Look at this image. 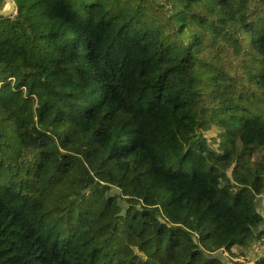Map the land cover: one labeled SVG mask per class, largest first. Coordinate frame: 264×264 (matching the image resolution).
Returning a JSON list of instances; mask_svg holds the SVG:
<instances>
[{
    "label": "trees",
    "instance_id": "trees-1",
    "mask_svg": "<svg viewBox=\"0 0 264 264\" xmlns=\"http://www.w3.org/2000/svg\"><path fill=\"white\" fill-rule=\"evenodd\" d=\"M12 1L0 264H264V0Z\"/></svg>",
    "mask_w": 264,
    "mask_h": 264
},
{
    "label": "built area",
    "instance_id": "built-area-1",
    "mask_svg": "<svg viewBox=\"0 0 264 264\" xmlns=\"http://www.w3.org/2000/svg\"><path fill=\"white\" fill-rule=\"evenodd\" d=\"M252 249L258 255V257H264V236H262L254 244H252ZM248 264L254 263L250 261Z\"/></svg>",
    "mask_w": 264,
    "mask_h": 264
},
{
    "label": "water",
    "instance_id": "water-1",
    "mask_svg": "<svg viewBox=\"0 0 264 264\" xmlns=\"http://www.w3.org/2000/svg\"><path fill=\"white\" fill-rule=\"evenodd\" d=\"M5 7L0 9V16H7L16 11L15 4L12 0H4Z\"/></svg>",
    "mask_w": 264,
    "mask_h": 264
},
{
    "label": "rangeland",
    "instance_id": "rangeland-1",
    "mask_svg": "<svg viewBox=\"0 0 264 264\" xmlns=\"http://www.w3.org/2000/svg\"><path fill=\"white\" fill-rule=\"evenodd\" d=\"M213 180H214V178H213ZM255 204H256L257 207L261 208L262 207V205H261L262 204V200L260 198H256L255 199ZM251 248H252V246H251ZM224 255H226V253H224ZM222 259L225 260L226 256H223Z\"/></svg>",
    "mask_w": 264,
    "mask_h": 264
}]
</instances>
